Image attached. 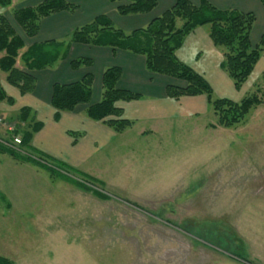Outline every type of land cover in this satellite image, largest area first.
<instances>
[{
    "label": "rangeland",
    "instance_id": "rangeland-1",
    "mask_svg": "<svg viewBox=\"0 0 264 264\" xmlns=\"http://www.w3.org/2000/svg\"><path fill=\"white\" fill-rule=\"evenodd\" d=\"M16 5L14 0L0 7V16L24 41L13 19L21 9ZM255 16L257 34L256 1ZM3 76L0 71V80ZM254 93L262 104L232 129L215 127L209 108L172 127L163 123L152 136L139 138L138 128L117 135L90 161L95 171L89 174L77 169L50 174L0 151V259L264 264V52L239 95ZM17 115L0 111L6 125H17ZM6 140L0 127V145ZM19 150L14 153L20 157L30 155Z\"/></svg>",
    "mask_w": 264,
    "mask_h": 264
},
{
    "label": "trees",
    "instance_id": "trees-1",
    "mask_svg": "<svg viewBox=\"0 0 264 264\" xmlns=\"http://www.w3.org/2000/svg\"><path fill=\"white\" fill-rule=\"evenodd\" d=\"M108 1L118 4L116 11L122 17L150 14L157 7L156 0ZM11 3L12 0H0V7L7 8ZM260 4L264 9V0H260ZM75 8L70 0H43L33 8L15 11L13 19L27 38H33L39 31L41 19L59 12H72ZM255 21L256 18L252 13L219 10L209 0H201L197 6L192 5L188 0H176L169 10L153 19L143 29L125 34L115 29L107 17L99 16L90 24L75 30L69 38V43L109 47L143 57L145 68L149 73L185 83L184 88H167L166 94L169 99L204 96L216 117L215 127L232 129L239 125L252 109L262 104L261 99L255 93L238 102L215 98L209 83L179 62L175 54L188 35L196 29L208 27L209 40L222 55L220 69L232 82L234 89L239 92L253 74L264 52V33L255 47H252L250 42ZM23 48L22 39L10 27L7 20L0 16V53H4L0 59V71L6 75L7 85L17 89L21 96L32 93L35 88V79L29 72L52 67L58 61L65 59L68 52V46L64 44H34L20 56V61L27 70L23 72L15 67ZM70 66L73 70L90 67L91 61L77 59L72 61ZM120 77L121 71L118 68L105 70L102 75L101 100L98 104L88 107L86 111L89 120L102 123L117 135L124 133L133 124L122 119L121 109L117 108V105L140 99L138 95L116 88ZM92 80V76L87 74L77 83L54 85L50 105L56 111V115L71 113L80 105H89ZM3 102L9 106L14 105V100L7 96L0 85V104ZM16 121L18 123L13 135L21 136L20 149H25L30 155L20 157L14 151L0 145L2 153H8L15 160L29 162L46 169L50 174H56L59 170L76 173L71 168L31 148L32 138L41 130L42 125L35 120L29 109H21ZM3 261L0 259V264L6 263Z\"/></svg>",
    "mask_w": 264,
    "mask_h": 264
},
{
    "label": "crops",
    "instance_id": "crops-1",
    "mask_svg": "<svg viewBox=\"0 0 264 264\" xmlns=\"http://www.w3.org/2000/svg\"><path fill=\"white\" fill-rule=\"evenodd\" d=\"M156 1L157 7L150 14L122 17L116 11L118 4L110 3L108 0H70L76 7L74 11L59 12L41 19L37 35L33 38L24 37V48L19 53V60L26 49L34 44L59 43L68 46L65 59L45 70L29 72L35 79L32 93L21 96L17 89L7 85L6 75L0 80V85L7 96L14 100L12 107L0 104L1 113L19 112L27 108L42 125L30 143L34 151L68 168L91 172L90 161L98 150L117 137V134L105 125L93 122L86 116L88 107L98 104L101 100L102 75L109 68H118L121 71V77L116 85L118 90L140 97L138 101L117 105V108L121 109L122 119L133 123L125 132L138 128L137 136L144 138L156 134L160 127L163 129L161 126L163 123H168L166 125L172 127L176 120L192 119L206 114L210 107L204 96L169 99L166 94L167 88H184L185 83L149 73L143 57L109 47L69 43V38L75 30L90 24L99 16L107 17L115 29L125 34L143 29L153 19L169 10L176 0ZM188 1L197 6L201 0ZM255 1L261 19L257 34ZM42 2L43 0H17L15 8H33ZM209 2L219 10L254 14L256 21L251 31L250 42L252 47H255L253 46L255 36L258 43L264 33V9L260 0H209ZM17 34L21 35L19 32ZM175 56L179 62L202 76L219 98L233 102L241 100L240 91L234 89L232 82L220 69L222 55L209 40L206 27L196 29L188 35ZM77 59L90 60L91 66L73 70L70 64ZM18 69L27 72L23 64L18 66ZM87 74L93 79L90 104L80 105L71 113L56 115V111L50 105L53 86L77 83Z\"/></svg>",
    "mask_w": 264,
    "mask_h": 264
},
{
    "label": "built area",
    "instance_id": "built-area-1",
    "mask_svg": "<svg viewBox=\"0 0 264 264\" xmlns=\"http://www.w3.org/2000/svg\"><path fill=\"white\" fill-rule=\"evenodd\" d=\"M15 126L13 124H4L3 119L0 118V127H4L5 133L7 134V140L2 144L8 149L20 153L21 138L18 135H13Z\"/></svg>",
    "mask_w": 264,
    "mask_h": 264
}]
</instances>
